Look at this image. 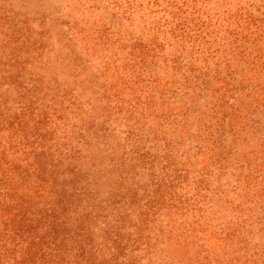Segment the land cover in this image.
<instances>
[{
    "label": "rangeland",
    "instance_id": "rangeland-1",
    "mask_svg": "<svg viewBox=\"0 0 264 264\" xmlns=\"http://www.w3.org/2000/svg\"><path fill=\"white\" fill-rule=\"evenodd\" d=\"M0 264H264V0H0Z\"/></svg>",
    "mask_w": 264,
    "mask_h": 264
}]
</instances>
